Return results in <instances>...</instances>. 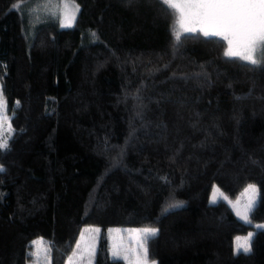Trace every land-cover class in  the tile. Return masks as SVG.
Returning <instances> with one entry per match:
<instances>
[{
    "label": "trees",
    "instance_id": "1",
    "mask_svg": "<svg viewBox=\"0 0 264 264\" xmlns=\"http://www.w3.org/2000/svg\"><path fill=\"white\" fill-rule=\"evenodd\" d=\"M36 0H0V83L13 132L0 151V264H65L85 225L151 227L155 264H264V228L249 252L235 235L264 222V62L225 56L226 41L185 32L161 0H72L71 27L33 23ZM29 3V5L27 4ZM28 6V7H27ZM95 33V36L92 34ZM257 185L251 223L234 198Z\"/></svg>",
    "mask_w": 264,
    "mask_h": 264
},
{
    "label": "snow or ice",
    "instance_id": "2",
    "mask_svg": "<svg viewBox=\"0 0 264 264\" xmlns=\"http://www.w3.org/2000/svg\"><path fill=\"white\" fill-rule=\"evenodd\" d=\"M161 2L166 6L168 14L173 17V31L177 42L181 40L183 33L192 32L198 27L206 37L220 36L227 41L225 56L239 58L251 64L264 62V0H161ZM64 8L67 9L68 5L65 4ZM78 10V6H74V11ZM49 14L55 15L56 13ZM62 14L65 26H71L74 15L70 16L67 11ZM92 35L95 36V33ZM5 122H7V135H5ZM11 133L7 102L0 92V151L9 149ZM249 189L253 193L256 192L252 185H249ZM221 196L224 200H228L227 196L223 194ZM215 200L214 196L213 201ZM253 207L254 202L249 200L243 213L237 210V216L246 223H251L249 213ZM142 232L143 236L139 245L141 252L137 255V264H148L147 240L149 237H154L157 230L146 228ZM250 240L251 233L243 243H238L236 252L239 253L241 250L245 253L249 252L251 250ZM32 255L36 254L32 253ZM113 256L119 258L115 251ZM44 259L45 264H49L47 248L44 250ZM36 264H40L39 257H37Z\"/></svg>",
    "mask_w": 264,
    "mask_h": 264
},
{
    "label": "rangeland",
    "instance_id": "3",
    "mask_svg": "<svg viewBox=\"0 0 264 264\" xmlns=\"http://www.w3.org/2000/svg\"><path fill=\"white\" fill-rule=\"evenodd\" d=\"M27 4L29 5V3ZM30 4H31L30 7L32 9H26L27 11L26 15L28 16V19L33 23H36L38 22V20H42L48 17H55L60 27L68 28L72 26L77 16V11H74V6H78V5L76 4V2L72 0H36V1H32V3ZM65 4L68 5L67 9L64 8ZM64 11H67V13L70 16L74 15V19L71 21V26H65V20L62 14ZM49 13H56V14L53 15ZM194 31H199V28L197 27L196 30ZM226 50H227V41H226L225 51ZM0 90H1V83H0ZM7 113H8V117L11 118L10 112H7ZM4 127H5V135H7L8 134L7 133V122H5ZM11 128L13 132L12 125H11ZM249 185H252L255 187L256 189L255 193H253L249 189ZM221 194H223L224 196H227L228 200H224ZM214 196L216 197L215 202L223 201V200L226 201L229 204V206L232 207L234 216L240 219V217L237 216V210L243 213L245 206L248 204L249 200H252L255 206V203L258 198V189H257L256 184L249 183L245 185L244 188L241 191H239L236 194V196H234V198H231L230 196L226 195L223 191H221V189L217 186V184H212L211 191L209 193V198H208L209 203H214L213 201ZM228 201H231L232 203H229ZM233 205H235V207H233ZM253 226L255 228L252 230H249L248 232H246V234L235 235V237L233 238L234 239L233 250L235 252H236L238 243H243L245 239L248 238L250 233L252 237L255 230H257L258 228H264V227H258V226H264V222L254 223ZM146 228H151V227H148V226L136 227L135 226L134 228H128L124 226V227L108 228L107 233H109L110 256L114 258L113 252L115 251L116 253H118L119 259L123 260L125 264H137V255L140 254L141 252L139 245L141 243L142 236H143L142 230ZM99 235H100L99 227L95 225L83 226L80 231L79 237L74 244V248L72 249L70 254L67 256L65 264H93L94 257H95L94 253L97 248V241H98ZM32 248H33L32 253L36 254V255H32V258L35 259V263H36L37 257H39L40 264H45L44 250L47 247H45V244L43 243L41 237H36V239H34ZM148 264H155V261L148 258Z\"/></svg>",
    "mask_w": 264,
    "mask_h": 264
}]
</instances>
